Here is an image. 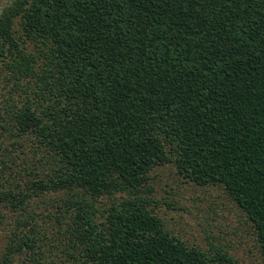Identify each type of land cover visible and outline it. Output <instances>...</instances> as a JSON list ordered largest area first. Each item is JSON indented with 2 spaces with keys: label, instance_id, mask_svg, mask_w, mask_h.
<instances>
[{
  "label": "trees",
  "instance_id": "obj_1",
  "mask_svg": "<svg viewBox=\"0 0 264 264\" xmlns=\"http://www.w3.org/2000/svg\"><path fill=\"white\" fill-rule=\"evenodd\" d=\"M167 163L224 188L264 257V0L2 10L0 264H240L150 208L145 189Z\"/></svg>",
  "mask_w": 264,
  "mask_h": 264
},
{
  "label": "rangeland",
  "instance_id": "obj_2",
  "mask_svg": "<svg viewBox=\"0 0 264 264\" xmlns=\"http://www.w3.org/2000/svg\"><path fill=\"white\" fill-rule=\"evenodd\" d=\"M11 1L0 0V13ZM149 185L151 188L145 189L144 194L150 198V208L169 230L204 249L213 247L212 244L222 245L240 264H264V257L248 216L224 188L186 182L173 163L157 167L152 172ZM59 195L52 192L37 197L31 206L40 211L48 201ZM117 195L122 198L120 194ZM108 199H103V202L110 201ZM7 213L9 216L12 214ZM7 225H0V255L7 240Z\"/></svg>",
  "mask_w": 264,
  "mask_h": 264
}]
</instances>
